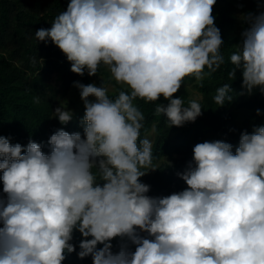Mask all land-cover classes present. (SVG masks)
Returning a JSON list of instances; mask_svg holds the SVG:
<instances>
[{
  "label": "clouds",
  "instance_id": "1",
  "mask_svg": "<svg viewBox=\"0 0 264 264\" xmlns=\"http://www.w3.org/2000/svg\"><path fill=\"white\" fill-rule=\"evenodd\" d=\"M216 3L69 0L51 28L35 31L66 56L71 72L94 77L103 66L122 87L110 97L101 78L99 86L75 81L83 132L57 129L47 154L32 139L24 146L0 135V264H63L74 252L92 264H264V125L241 131L235 148L220 139L195 144L177 173L187 185L181 191L151 196L141 179L158 167L134 101L163 97L155 114L169 128L203 114L199 100L185 105L176 94L185 78L201 82L225 64ZM239 19L228 78L240 71L239 95H264V11ZM232 92L231 84L218 87L214 103H231ZM64 102L53 111L61 125L75 115Z\"/></svg>",
  "mask_w": 264,
  "mask_h": 264
},
{
  "label": "trees",
  "instance_id": "2",
  "mask_svg": "<svg viewBox=\"0 0 264 264\" xmlns=\"http://www.w3.org/2000/svg\"><path fill=\"white\" fill-rule=\"evenodd\" d=\"M68 2L0 0V135L10 138L13 144L24 146L32 139L42 145L46 154L50 150L47 141L57 129L63 127L69 133L83 132L80 122L84 107L79 90L73 87V83H92L86 73L81 77L71 72L70 62L51 41L45 44L35 39V31L51 28L54 18L66 10ZM261 5H264V0ZM259 11L264 10L258 7L257 0H217L214 5L215 24L221 30L224 40L221 51L225 64L211 76H205L201 82H197L194 77L185 78L184 87L176 94L187 105L188 100L194 99L187 86L200 93L199 102L204 110L194 123L169 128L166 118L155 114L156 103L167 104L163 97L154 103L140 99L134 101L145 117L141 138L152 137L153 163L158 167L156 171L141 178L151 186L149 195L166 196L187 187L177 173L183 172L192 160L195 144L220 139L235 148L241 131L247 129L251 132L254 125H264V95L259 89H255L252 95H239L242 91L240 71H237L235 81L228 78V71L232 67L229 55L234 50L232 46L240 41V36L236 34L238 14ZM108 83L116 86V90L109 93L110 97H114L122 86L112 80L104 81V86ZM226 83L231 84L233 89L230 93L233 101L218 107L213 96L216 89ZM36 96L40 97L39 104L33 102ZM62 101H67L64 102L65 107L68 106L75 113L67 125H61L58 119L53 118V111ZM257 108L261 110L260 116L256 115ZM238 111H244L246 115L240 119ZM80 239L79 232H75L73 243L77 245V252ZM63 264H92V260L91 257L81 260L74 252L67 256Z\"/></svg>",
  "mask_w": 264,
  "mask_h": 264
},
{
  "label": "rangeland",
  "instance_id": "3",
  "mask_svg": "<svg viewBox=\"0 0 264 264\" xmlns=\"http://www.w3.org/2000/svg\"><path fill=\"white\" fill-rule=\"evenodd\" d=\"M262 3H263V0L261 1V4ZM261 9L264 10V7H261ZM239 16H240V14H238V17ZM241 30H242V25H241V21L239 19V25H238L236 34L240 36ZM100 78L103 81L112 80L110 78V73L103 66L101 67V69H100V71H99V73H98L97 76L90 77L91 82L92 83L94 82L96 84H98V83L101 82V79ZM112 81H114V80H112ZM105 86L108 87L109 93H112V92H114L116 90V86L113 85V84H111V83H108ZM182 87H184V86H182ZM187 89H188V91H189V93H190V95H191L192 98L197 99V100H200L201 99L200 93L198 91H196L195 89H193L191 86H187ZM237 114H238V118H240V119L246 115V113H244V111H238ZM149 140L152 142V137H150ZM112 243L114 245V250H115V246L117 245L118 240H114Z\"/></svg>",
  "mask_w": 264,
  "mask_h": 264
}]
</instances>
